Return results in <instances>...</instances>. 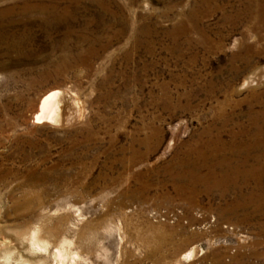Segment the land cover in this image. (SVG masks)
Returning <instances> with one entry per match:
<instances>
[{
    "label": "rangeland",
    "instance_id": "obj_1",
    "mask_svg": "<svg viewBox=\"0 0 264 264\" xmlns=\"http://www.w3.org/2000/svg\"><path fill=\"white\" fill-rule=\"evenodd\" d=\"M257 140L264 0H0V264H264Z\"/></svg>",
    "mask_w": 264,
    "mask_h": 264
},
{
    "label": "bare ground",
    "instance_id": "obj_2",
    "mask_svg": "<svg viewBox=\"0 0 264 264\" xmlns=\"http://www.w3.org/2000/svg\"><path fill=\"white\" fill-rule=\"evenodd\" d=\"M255 5V3H254ZM257 3L255 8L257 7ZM52 10H55L57 7L52 5L50 6ZM42 9H45V7H42ZM248 9V7H247ZM64 11H66V8H63ZM58 95L59 90L54 89L46 94H44L38 103V109L34 114V118L37 121H48L53 119H60L61 118V110L58 105ZM61 106V105H60ZM256 141V140H255ZM253 142L252 145L244 143L239 146H236V152L238 151H249L253 147H263L264 142L262 140H257L258 144L256 142ZM262 149V148H261ZM258 150V148H257ZM260 154H257L253 157V162H249L245 158H249V154H245V158L239 161H236L235 164L232 166V173H231V181H234L233 188L239 193L238 198L234 201V206L236 207H244L246 204L252 203V202H260L261 197H264V183L262 181L264 176V163L261 161L262 158H258ZM242 167H246L244 171L241 170ZM250 167V168H249ZM240 176L241 183L239 181L235 182L237 177ZM183 178L187 179L191 184H195L196 182V175L195 172L189 171L188 174L182 175ZM181 177V178H182ZM226 179H228V176H225ZM221 178L220 181H222ZM250 179H255V183L260 186H256L250 190L247 189V191H244L241 184H248ZM246 192L245 196H241ZM241 193V194H240ZM264 200V199H263ZM55 231L54 229H52ZM30 243L32 245V248H41L46 247V242L39 241V238L37 237L36 231L32 232L29 236ZM192 250H190V253ZM56 254L58 257L63 258L65 253L61 249H57ZM189 255V253H188ZM2 264H12L10 260L9 255L4 256V263ZM16 264H30L29 262L25 260L16 261Z\"/></svg>",
    "mask_w": 264,
    "mask_h": 264
}]
</instances>
